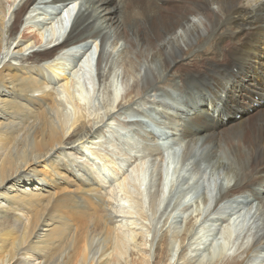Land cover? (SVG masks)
Masks as SVG:
<instances>
[{"label": "bare ground", "instance_id": "1", "mask_svg": "<svg viewBox=\"0 0 264 264\" xmlns=\"http://www.w3.org/2000/svg\"><path fill=\"white\" fill-rule=\"evenodd\" d=\"M45 8L55 13L49 25L41 17ZM70 15L67 31L63 20ZM26 16L29 25L19 33ZM33 25L41 26L38 34ZM54 54L62 56L42 66ZM115 65L119 71L109 80ZM93 71L111 103L90 121L68 114L67 103L81 106L70 73L81 83ZM161 76L175 78L171 92L160 88L151 101L159 129L126 123L142 128L138 135L157 171L147 206L158 207L168 194L160 139L172 137L170 153L181 150L182 165L207 151L191 164L194 191L203 188L194 211L210 208L218 190L213 208L226 215L213 220L221 241L194 264L225 259L252 238L250 261L264 264V0H0V264H114L129 239L137 251L126 263L150 264L147 230L124 232L128 213L120 199L101 194L102 178L83 158L92 146L82 144H99L113 107L124 108L113 83L131 82L135 91L140 78L147 93ZM205 161L210 173L201 169ZM158 249L160 263L163 242Z\"/></svg>", "mask_w": 264, "mask_h": 264}, {"label": "rangeland", "instance_id": "2", "mask_svg": "<svg viewBox=\"0 0 264 264\" xmlns=\"http://www.w3.org/2000/svg\"><path fill=\"white\" fill-rule=\"evenodd\" d=\"M35 5L37 6L38 4L35 3L29 11H32V9L34 10ZM45 9L48 10L49 8ZM48 11H46L45 14L43 13L41 16L44 17L45 22H48L46 23L47 25H49V22L54 20L55 17L53 10ZM123 16L124 15L122 13L118 14V17L121 20H124ZM124 18L127 17L124 16ZM29 22L28 16L24 17L21 20L17 31L20 33ZM45 22L43 21V23ZM33 27L35 29L34 32L36 33L39 32L38 28L41 26L33 25ZM18 32L16 33V36L19 35ZM121 44V42L120 44L118 43V45ZM90 45L95 50L98 48L96 41L91 40ZM61 56L62 54H54L52 59L47 63H43L42 66L55 63V61H58L56 58ZM114 68V71L110 72L109 80L114 79L115 81V74L119 71L118 65H115ZM67 71H70V68ZM45 74L48 77V75L51 73L49 70H45ZM94 74L95 73L93 71L91 78H89L90 80H87V82L81 81L80 83V81L77 82L74 79V76L70 73L69 79L72 81L71 90H73V92L79 96L78 98L76 96V99H78V102L81 104V106L77 109L71 104L67 103V111L69 112L68 114L72 112L76 116H85L86 120L95 121L96 119H100L98 117H100L105 107H110L109 103H111V96L108 88L106 90L104 87H101L100 90L102 91H98L99 82ZM174 78V76H161L159 82L156 85H158L157 87L159 89L162 88L166 89L167 91L173 90V87L170 86L173 85L172 80ZM118 82L116 87H114V83L112 84L113 88L115 89L113 92L114 98H116V104L121 103L124 108L117 112V108L113 107V109H115L113 118L112 120H109L110 124H104L105 126H102V137H98L100 140L99 144H82L89 147L92 146L90 151H85V155H87L83 156V158L87 164L89 163L88 166H91L93 170L95 168L96 170H94V172H98L101 178L105 180L104 182L102 179H100L102 182V187L104 188L101 189V194L105 198L110 199V197H114L116 199H120V207L126 213H128L127 218H124L123 220L124 232H127L129 236L127 231L129 229L134 231L147 230V242L150 244L148 250L150 254V264H194L197 262L199 253L205 252V249H208L211 246L214 247L212 243L221 241L219 234H215V231L219 227L218 223L213 224V220L220 216L226 215L223 212L221 213V211L217 208V211L215 212V209L213 208L215 199L219 193L218 190L215 191L213 204L210 206V208L204 210L201 215L194 211V206L197 204V202L199 203V197L202 195L203 188H197V190L194 191V188L196 187L194 186L195 180H197L198 177H192L193 170L191 164L201 159L207 158L206 156L208 152L199 150L197 153L195 152L194 158H191V162L193 163L189 162L191 164L182 165L181 150L177 154H173V152L171 155H168V152L171 151L172 146L175 145V142H173L174 140H170L172 137H164L160 139L158 141V148L161 149L160 152L163 154V145L161 144H165L164 150L167 152V162L163 156V165L167 163V167H165V175L169 182L167 185L168 194L164 197L162 203H160L158 207L153 209L147 206L149 202L150 188L152 186L153 189H155V184L157 183V171L154 170L151 155L145 150L143 140H141V136L138 135L139 133L143 134L142 128L136 125L129 126L126 123L129 122L128 120H140L144 121L142 122L144 126L152 124V127L156 126V129H159V124L157 123V121L160 120L159 114L154 109L151 101H155L160 98L161 89L157 90L158 88L155 87V90H150L147 93L143 92V80H140V78L138 87L135 91L131 90V82L129 86L122 85V87L120 82ZM49 86L52 89L53 87L57 90L60 89L59 84H50ZM148 100L151 104L148 102ZM255 100H257L256 97ZM130 110L131 112H129ZM128 113L130 114L128 115ZM239 117V113L234 115V119L236 120H238ZM137 128L139 132H135ZM162 129H164L163 133H170V129H165L164 127ZM77 144L78 142H76L75 145ZM82 145L79 144L78 148ZM147 154L149 155L147 156ZM206 163L207 162L205 161L201 165V169L210 173L211 171L209 170H211V168L210 166H207ZM137 204L138 207L134 208ZM194 229L197 231L196 233ZM185 230L190 232L187 235V239L182 241L180 237ZM254 239L255 238H252V240L250 239L249 243L251 244L246 243L243 247L237 248L234 253L230 254V256L225 259H214L211 262L209 259L205 258L202 260V264H252V260L250 261V259L255 255L253 253L254 251L251 249ZM162 242L164 246V257L159 263L158 248ZM126 244H128L126 246L127 253L123 256L120 255L114 261V264H127L126 261H129L131 258H133L131 253L137 251V249L133 248V240L129 239ZM214 251L216 252V246Z\"/></svg>", "mask_w": 264, "mask_h": 264}]
</instances>
